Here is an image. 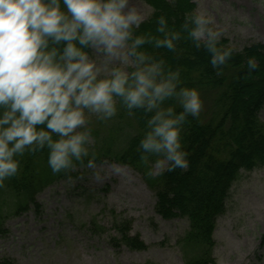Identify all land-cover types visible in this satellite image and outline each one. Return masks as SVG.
Returning a JSON list of instances; mask_svg holds the SVG:
<instances>
[{
  "label": "clouds",
  "instance_id": "obj_1",
  "mask_svg": "<svg viewBox=\"0 0 264 264\" xmlns=\"http://www.w3.org/2000/svg\"><path fill=\"white\" fill-rule=\"evenodd\" d=\"M62 3L64 9L61 0H0V187L18 173L17 157L26 151L46 147L54 173L74 168V161L83 165V157L89 155L90 130L77 129L88 122L85 110L100 119L113 117L117 113L114 97H121L130 113L133 108L154 111L140 140L144 163L155 156L157 174L187 170L183 124L188 116L199 117L202 100L196 88L185 86L177 91L178 69L165 73L162 60L138 51L146 39L136 36L132 40V29L143 23L142 14L129 7L130 0ZM256 3L264 8V0ZM159 23L158 31L163 33L166 21L161 17ZM213 23L206 10L194 11L185 15L184 27L197 48L203 42L211 53L212 67L220 69L234 49L220 46L222 33L211 27ZM178 39L179 33H166L155 45L172 50ZM62 41V51L50 47ZM84 47L126 66L131 60L133 71L105 67L102 76ZM110 62L106 60V65ZM247 67L251 72L258 64L250 57ZM174 96L183 109L178 114L171 106L161 107ZM87 167H94L92 159Z\"/></svg>",
  "mask_w": 264,
  "mask_h": 264
},
{
  "label": "trees",
  "instance_id": "obj_2",
  "mask_svg": "<svg viewBox=\"0 0 264 264\" xmlns=\"http://www.w3.org/2000/svg\"><path fill=\"white\" fill-rule=\"evenodd\" d=\"M141 1L152 11L147 20L132 29V40L136 36L146 39L138 51H144L153 60H162L165 73L178 69L180 83L177 91L185 86L196 88L202 100L199 117L188 116L183 124L182 143L188 153V169L177 168L150 175L149 166L156 157L149 156V162L144 163L142 156L146 154L140 148V140L154 111L133 108L130 113L123 99L114 97L117 113L108 119L117 122V126L119 123L122 137L112 135L117 133L115 130L101 135L90 129L89 140L93 143L86 145L89 155L83 157V165L74 161V168L54 173L48 165L46 147L26 151L17 157L20 161L18 173L3 182L8 195L0 202V234L4 232L2 229L7 219L30 211L41 192L55 182L76 178V170L89 168L87 163L92 159L94 166L110 162L138 173L154 193L155 213L166 221L174 218L186 221L188 228L177 244H184L181 248L185 250L189 244L202 248L199 257L191 264H213L215 223L226 210L232 185L241 172L264 168V122L258 117L264 107V45L255 44L242 51H234L226 65L215 69L210 63L211 53L203 42L197 48L184 27L185 15L195 11L192 0ZM61 8L64 9L62 0ZM161 17L166 21L163 33L158 31ZM172 32L179 33L174 49L156 47L157 38L162 39L166 33ZM64 43L50 44V47L62 51ZM220 46L228 47L227 40L221 39ZM84 51L88 53V47H84ZM250 57L258 64L257 69L251 72L247 67ZM131 71L132 68L129 73ZM169 106L176 114L183 110L177 96L167 98L161 105L164 108ZM54 138H57L55 134ZM7 209L13 211L2 214ZM118 223L113 226L117 236L110 240L112 246L122 244L131 251L146 249L137 236L128 233L126 225ZM0 264L13 263L2 260Z\"/></svg>",
  "mask_w": 264,
  "mask_h": 264
},
{
  "label": "rangeland",
  "instance_id": "obj_3",
  "mask_svg": "<svg viewBox=\"0 0 264 264\" xmlns=\"http://www.w3.org/2000/svg\"><path fill=\"white\" fill-rule=\"evenodd\" d=\"M195 11H207L211 25L234 51L264 45V8L256 0H192ZM147 20L151 8L141 0H130ZM104 75L107 67L132 68L88 48ZM106 60H111L106 65ZM88 122L77 131L122 137L121 127L108 118L85 110ZM264 122V107L258 115ZM93 141H88V145ZM152 175H159L154 164ZM77 177L55 182L36 197L30 211L9 218L0 234V261L13 264H191L202 248L177 244L188 228L185 220H163L155 213L154 193L141 176L116 163L103 162L77 169ZM8 192L0 187V202ZM6 211H13L7 209ZM113 212V215H112ZM124 224L131 236L146 246L131 251L112 246L114 224ZM127 221V223L125 222ZM213 264H264V168L241 172L232 185L225 212L215 223ZM183 249V251H182ZM189 250V251H188ZM190 252V253H189Z\"/></svg>",
  "mask_w": 264,
  "mask_h": 264
}]
</instances>
